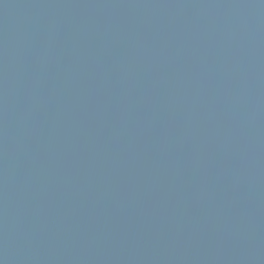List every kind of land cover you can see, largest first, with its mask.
I'll use <instances>...</instances> for the list:
<instances>
[{
    "label": "water",
    "instance_id": "1",
    "mask_svg": "<svg viewBox=\"0 0 264 264\" xmlns=\"http://www.w3.org/2000/svg\"><path fill=\"white\" fill-rule=\"evenodd\" d=\"M0 264H264V0H0Z\"/></svg>",
    "mask_w": 264,
    "mask_h": 264
}]
</instances>
